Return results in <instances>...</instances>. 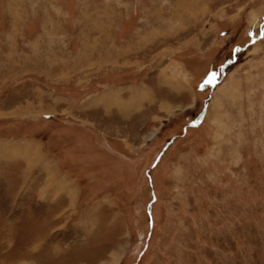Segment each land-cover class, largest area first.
I'll return each instance as SVG.
<instances>
[{"label":"rangeland","instance_id":"rangeland-1","mask_svg":"<svg viewBox=\"0 0 264 264\" xmlns=\"http://www.w3.org/2000/svg\"><path fill=\"white\" fill-rule=\"evenodd\" d=\"M0 264H264V0H0Z\"/></svg>","mask_w":264,"mask_h":264},{"label":"crops","instance_id":"crops-1","mask_svg":"<svg viewBox=\"0 0 264 264\" xmlns=\"http://www.w3.org/2000/svg\"><path fill=\"white\" fill-rule=\"evenodd\" d=\"M0 222H2L1 218H0Z\"/></svg>","mask_w":264,"mask_h":264}]
</instances>
